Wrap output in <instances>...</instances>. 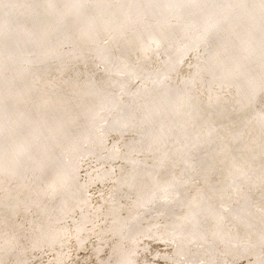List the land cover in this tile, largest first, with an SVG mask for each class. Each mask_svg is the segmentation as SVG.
I'll return each mask as SVG.
<instances>
[{
	"label": "rangeland",
	"instance_id": "1",
	"mask_svg": "<svg viewBox=\"0 0 264 264\" xmlns=\"http://www.w3.org/2000/svg\"><path fill=\"white\" fill-rule=\"evenodd\" d=\"M0 264H264V0H0Z\"/></svg>",
	"mask_w": 264,
	"mask_h": 264
},
{
	"label": "bare ground",
	"instance_id": "2",
	"mask_svg": "<svg viewBox=\"0 0 264 264\" xmlns=\"http://www.w3.org/2000/svg\"><path fill=\"white\" fill-rule=\"evenodd\" d=\"M132 1H133V0H132ZM110 17H111V16H110ZM104 21H105V20H104ZM117 22H118V21H117ZM129 42H130V41H129ZM128 46H129V45H128ZM48 114H49V113H48ZM19 147H20V146H19ZM5 148H6V147H5ZM24 148H25V147H24ZM27 150H28V149H27ZM11 151H12V150H11ZM43 161H44V160H43ZM37 167H38V166H37ZM56 171H57V170H56ZM61 171H62V169H61ZM63 174H64V173H63ZM101 174H102V173H101ZM98 175H99V174H98ZM93 176H94V175H93ZM72 179H73V178H72ZM90 180H91V179H90ZM141 186H142V185H141ZM54 187H55V186H54ZM65 187H66V186L63 185L62 190L66 192V189H67V188L65 189ZM62 190H61V191H62ZM81 190H82V189H81ZM85 190H86V189H85ZM88 190H89V189H88ZM79 191H80V190H79ZM73 193H74V192H73ZM10 196H11V195H10ZM142 196H143V195H142ZM73 197H74V196H73ZM9 198H10L9 200H11V204H12V200H14V201H16V202L18 201L19 204H20V201L22 200V199H20V201H19V199H17V198L15 199L14 197H9ZM84 198H85V197H84ZM84 198H83V200H84ZM25 199H26V198H25ZM87 200H88V198H87ZM87 200H86V199L84 200V203H85L86 205L88 204V203H87ZM88 201H89V200H88ZM21 202H22V201H21ZM9 203H10V201H9ZM65 203H66V202H65ZM19 204H18V205H19ZM42 204H43V203H42ZM82 204H83V203H82ZM15 205H16V204H15ZM15 205H14V206H15ZM86 205H84V206H86ZM71 206H72V205H71ZM84 206H83V207H84ZM87 206H88V205H87ZM60 207H61V206H60ZM72 208H73V207H72ZM67 209H68V210L70 209V208H69V204H68V202H67L66 205L64 206V210L67 211ZM76 210H77V209H76ZM62 213H64V211H63ZM3 214H4V213H3ZM7 214H8V213H7ZM120 216H121V215H120ZM132 216H133V215H132ZM113 217H114V216H113ZM92 219H93V218H92ZM120 219H121V218H120ZM84 220H85V219H84ZM117 220H118V219H117ZM84 222H85V221H84ZM36 223H37V222H36ZM77 225H78V224H77ZM82 226H83V225H82ZM80 227H81V226H80ZM81 228H83V227H81ZM175 228H176V227H175ZM69 231H70V229H69ZM63 234H64V233H63ZM166 234H167V233H166ZM46 235H47V234H46ZM64 236H65V235H64ZM47 237H48V236H47ZM49 237L52 238L50 235H49ZM69 240H70V239H69ZM71 240H72V239H71ZM47 241H48V240H47ZM55 241H56V240H55ZM73 241H74V240H73ZM5 245H6V244H5ZM5 245H4L3 247H5ZM56 249H57V248H56ZM56 249H55V250H56ZM122 250H123V249H122ZM51 251H52V249H51ZM124 252H125V251H124ZM124 252H122V253H124ZM120 255H121V253H120ZM59 256H60V255H59ZM61 256H62V255H61ZM124 256H125V255H124ZM121 257H122V256H121ZM63 258H64V257H63ZM123 259H124V258H123Z\"/></svg>",
	"mask_w": 264,
	"mask_h": 264
}]
</instances>
